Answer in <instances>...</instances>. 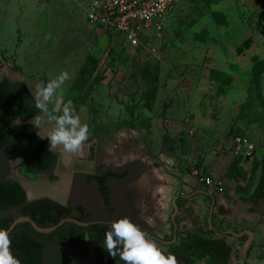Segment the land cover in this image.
<instances>
[{
  "label": "rangeland",
  "instance_id": "1",
  "mask_svg": "<svg viewBox=\"0 0 264 264\" xmlns=\"http://www.w3.org/2000/svg\"><path fill=\"white\" fill-rule=\"evenodd\" d=\"M92 1L0 0V78L46 83L68 71L63 102L72 100L89 127L83 154L73 157L68 170L57 165V179L32 173L24 165L25 147L16 143L0 154L6 171L0 179L17 180L30 193L54 185L51 198L68 203L75 171L141 161L145 169L132 184L141 214L140 207L153 201L155 185H171L163 182L164 171L159 172L160 153L181 159V151L191 152L192 161L186 164L191 173L208 152L222 159L219 177L228 185L226 199L239 207V223H246L249 231L243 239L229 240L239 247L238 254L253 249L247 257L235 255L232 264H255L257 246L263 256L258 262L264 264L263 157L229 158L224 148L239 133L264 143V0L181 1L164 21V30L152 26L139 48L129 46L121 35L92 27L87 18ZM49 110L61 114L55 99ZM50 127L41 124L40 135L46 138ZM166 172L173 178L177 174ZM189 178L191 184L198 183L196 177ZM213 202L207 203L204 223ZM233 223L225 228L239 232ZM149 227L158 241L174 233L170 219L165 227ZM253 233L257 240L246 246ZM75 255L56 248L48 258L73 260ZM77 264H96L95 254Z\"/></svg>",
  "mask_w": 264,
  "mask_h": 264
},
{
  "label": "trees",
  "instance_id": "2",
  "mask_svg": "<svg viewBox=\"0 0 264 264\" xmlns=\"http://www.w3.org/2000/svg\"><path fill=\"white\" fill-rule=\"evenodd\" d=\"M39 114L27 81L15 82L7 77L0 80V153L7 148L13 150L14 143L24 146V165L35 175L45 174L53 180L57 179L55 171L60 153L51 149L47 137L43 138L39 129L29 122ZM144 169V163L134 161L121 167L100 164L94 173H75L66 205L48 197L29 200L21 182L0 179V214L9 213L0 216V228L9 229L20 216H30L43 228L56 226L66 218L94 223L88 227L65 223L51 234L39 233L30 223H21L10 234L13 254L21 264H77L80 258L91 257L92 252L96 264H124L119 256L112 257L103 247L105 233L113 220L130 217L148 236L159 240L141 219L135 204L132 184ZM0 174H6L1 163ZM173 238L174 235L166 241ZM56 248L72 250L76 255L73 260L49 261V254ZM165 253L174 254L178 264L201 261L230 264L235 246L212 227L205 232H190L186 239L168 245Z\"/></svg>",
  "mask_w": 264,
  "mask_h": 264
},
{
  "label": "crops",
  "instance_id": "3",
  "mask_svg": "<svg viewBox=\"0 0 264 264\" xmlns=\"http://www.w3.org/2000/svg\"><path fill=\"white\" fill-rule=\"evenodd\" d=\"M252 140L255 141L254 139ZM256 143L259 146L264 145V143L262 145L259 144L258 142ZM224 148H225V154L227 153L229 155V158H236L233 154V142H230L229 147L226 145L224 146ZM190 153L191 152L181 151L179 153L180 155L179 157L181 159L176 158L175 155L171 156L170 154H165L164 152L163 154L160 153L158 155V160L161 163V168L159 172L162 173L164 171L165 177L167 176L166 178H164L165 181L163 182L166 183V181H169L171 185L167 187H165L164 185H161L162 187H159V185L154 186L153 188L154 192L152 194L153 201H149L150 206L145 204L140 207L141 208L140 217L143 221H145L147 224H149L154 228L158 227L159 225L160 226L162 225L163 227L167 226L170 219L174 227L173 240L175 239V234H176L177 237L176 242L186 239L187 235L190 232L197 230L205 232L207 229H211L212 227H214L218 235H220L221 237H226L228 242L235 246V244L229 240L228 236L241 239L243 235L249 231L245 227L246 223H239L241 222V220H238L239 214H241L240 212L238 213L239 207L234 205L233 201H228L226 199L228 185H226L225 183V187H226L225 192L223 194H218L201 185L198 182V180H197L198 183L191 184V180L189 178L190 175L194 176L192 174V168L197 167L203 173L220 179L219 168L220 165L222 164V159L216 160L213 156H211L210 153L208 154V152H206L204 153L205 159L200 161L199 164L191 167V173H187L186 164L192 161V156H189L191 155ZM258 156H262L264 158V154L261 149L258 150L256 158L253 161H255ZM166 170H172L177 174L173 178L170 176V174L166 172ZM154 175H156L155 172ZM159 180L161 181L160 177H158V181ZM144 189H146V187H144ZM147 192L150 193V188L147 189ZM184 199L186 200V202H183ZM209 199L214 201L211 209L212 218L210 222V215H211L210 213L208 221L204 223L203 216L207 208V203H209ZM214 203L216 204L217 207H215ZM214 207H215V211L213 213ZM176 208L178 209L177 213H176ZM153 209L154 211H152ZM213 221H214V226H213ZM174 222L177 225V230ZM222 222L225 223L221 224ZM230 222H234L232 226L236 229L239 228L237 229L239 230V232L235 233L233 229L225 228V226L228 225V223L230 224ZM240 227L242 229H240ZM253 234H251V239H252L251 243L257 240V235L256 234L253 235ZM172 241L162 240V241H158L157 243L161 244V246L159 245V247L164 252H166V247L168 246L166 245V243ZM238 248L239 247L235 246V253L232 256L230 264H232V262L234 261L235 255L236 256L245 255V254H238L237 253ZM254 249H255L254 262L255 264H259L258 261L260 260L262 262L263 259L262 251L258 250V246L254 247ZM195 264H207V263L201 261Z\"/></svg>",
  "mask_w": 264,
  "mask_h": 264
},
{
  "label": "clouds",
  "instance_id": "4",
  "mask_svg": "<svg viewBox=\"0 0 264 264\" xmlns=\"http://www.w3.org/2000/svg\"><path fill=\"white\" fill-rule=\"evenodd\" d=\"M98 7L99 5L96 4ZM68 71L45 82L35 84V104L40 114L35 116V127L50 123L46 133L51 149H59L64 166L70 167L73 157L83 154L84 143L89 138V127L82 123L72 100L63 102V85L70 80ZM55 99L60 115H51L49 105ZM12 240L8 229L0 228V264H21L11 250ZM103 247L112 257L119 256L124 264H178L176 256L165 253L154 238L137 225L130 217L112 221L105 233Z\"/></svg>",
  "mask_w": 264,
  "mask_h": 264
},
{
  "label": "built area",
  "instance_id": "5",
  "mask_svg": "<svg viewBox=\"0 0 264 264\" xmlns=\"http://www.w3.org/2000/svg\"><path fill=\"white\" fill-rule=\"evenodd\" d=\"M181 1L188 0H94L88 9L87 18L92 27L110 35H121L129 46L139 48L144 45L146 33L152 26L158 32L164 30V21ZM259 149L264 154V145L259 146L251 137L244 134L234 136L235 157L253 161ZM192 174L211 191L218 194L225 192L223 180L207 175L197 167L192 168Z\"/></svg>",
  "mask_w": 264,
  "mask_h": 264
},
{
  "label": "water",
  "instance_id": "6",
  "mask_svg": "<svg viewBox=\"0 0 264 264\" xmlns=\"http://www.w3.org/2000/svg\"><path fill=\"white\" fill-rule=\"evenodd\" d=\"M1 79H3V78H0V80ZM37 82H39L38 80H32V81H27V86H28V88H29V90L31 91V93H32V95L34 96V92H35V84L37 83ZM34 98H35V96H34ZM32 120H34V119H32ZM42 136V135H41ZM43 137V136H42ZM43 138H45V137H43ZM55 150V149H54ZM61 157H62V155L60 154V156H59V159H58V166H59V164H60V161H61ZM57 166V167H58ZM95 170H96V167H95V169H94V171L93 172H85V171H78V172H80V173H94L95 172ZM74 173H77V171H75ZM55 174H56V172H55ZM48 176V175H47ZM73 176H74V174H73ZM73 176H72V180H73ZM25 184H28V182H25ZM23 185V184H22ZM24 186V185H23ZM27 196H28V199L29 200H36V199H39V198H42V197H44V196H47V197H49V198H51V195H49V194H40V195H33V194H31L29 191H28V193H27ZM51 199H53V198H51ZM53 200H55V199H53ZM55 201H57V202H59V203H62V202H60V201H58V200H55ZM62 204H67V203H62ZM178 212V209L176 208V213ZM211 218H212V212H211V215H210V222H211ZM21 223H30L31 225H32V227L37 231V232H39V233H42V234H51V233H53V232H55L56 230H58L61 226H63L65 223H74V224H77V225H79V226H82V227H88V226H90V225H92V224H94V223H88V222H81V221H79V220H77V219H74V218H66V219H63L62 221H60L59 222V224L58 225H56V226H53V227H48V228H43V227H41V226H39L30 216H20V217H18L12 224H11V226H10V228L8 229V231H9V234H11L14 230H15V228L18 226V225H20ZM174 224H175V227H176V230H177V225H176V223L174 222ZM252 237H253V235H252ZM176 239H177V237H176V234H175V239L172 241V242H168V243H166V245H171V244H173V243H175L176 242ZM251 242H252V239H250V242L246 245V246H249V244H251ZM247 247L245 248V250H246V252H247ZM244 253L245 254V257L247 256V253Z\"/></svg>",
  "mask_w": 264,
  "mask_h": 264
},
{
  "label": "bare ground",
  "instance_id": "7",
  "mask_svg": "<svg viewBox=\"0 0 264 264\" xmlns=\"http://www.w3.org/2000/svg\"><path fill=\"white\" fill-rule=\"evenodd\" d=\"M61 163H60V168H61V164H63L64 165V163H63V156L61 157ZM67 169V168H66ZM80 169H82V168H80ZM61 170V169H60ZM68 170V169H67ZM62 172V171H61ZM52 188H54V185H50L49 187H47V188H44V189H42V190H40V189H38V190H33V192H31V194H33V195H36V194H34V193H38V192H42L41 194H53L54 192H53V190H52ZM44 190H46V191H44ZM53 192V193H52Z\"/></svg>",
  "mask_w": 264,
  "mask_h": 264
},
{
  "label": "flooded vegetation",
  "instance_id": "8",
  "mask_svg": "<svg viewBox=\"0 0 264 264\" xmlns=\"http://www.w3.org/2000/svg\"><path fill=\"white\" fill-rule=\"evenodd\" d=\"M19 81V80H18ZM16 82V81H15ZM35 99V98H34ZM20 122V121H19ZM20 123H22V122H20ZM40 130V129H39ZM6 150H11L10 148H7ZM6 150H4L3 152H1L0 154H3ZM1 163V165L3 166V164H2V162H0ZM4 168V167H3ZM57 169H58V167H56ZM75 174V173H74ZM0 176H2L1 174H0ZM39 176H47V175H45V174H40ZM33 187H35L34 185H32ZM25 188V187H24ZM26 189V188H25ZM27 191V190H26ZM27 193H28V191H27ZM43 198V197H42ZM49 198V197H48Z\"/></svg>",
  "mask_w": 264,
  "mask_h": 264
}]
</instances>
